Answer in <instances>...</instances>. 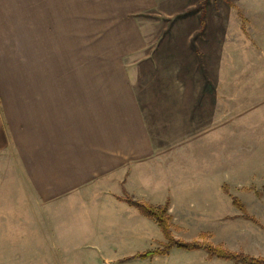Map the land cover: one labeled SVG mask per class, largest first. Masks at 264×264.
<instances>
[{
    "label": "crops",
    "instance_id": "obj_1",
    "mask_svg": "<svg viewBox=\"0 0 264 264\" xmlns=\"http://www.w3.org/2000/svg\"><path fill=\"white\" fill-rule=\"evenodd\" d=\"M200 1L0 0L2 216L20 194L39 222L49 204L71 201L87 213L91 250L149 239L153 220L118 198L169 202L171 215L185 166L161 155L182 150L161 144L150 123L173 105L189 120L194 106L202 110L207 67L222 72L231 34L211 21L203 34L189 11ZM230 1L251 15L260 10L256 0ZM174 48L188 63L160 65Z\"/></svg>",
    "mask_w": 264,
    "mask_h": 264
},
{
    "label": "rangeland",
    "instance_id": "obj_2",
    "mask_svg": "<svg viewBox=\"0 0 264 264\" xmlns=\"http://www.w3.org/2000/svg\"><path fill=\"white\" fill-rule=\"evenodd\" d=\"M256 1L260 10L253 15L230 0H201L197 6L189 7L190 18L202 23L204 29L211 21L212 28L222 24L231 32L220 61L222 72H217L218 67H207L202 88L204 106L201 111L194 106L196 112L190 120L188 116H176L173 111L178 107L173 105L169 114L158 116L159 122L150 124L161 144L182 150L161 155L185 166V180L177 184L173 194L175 237L191 241L210 233L215 244L264 257V229L237 219L240 213L223 190L226 187L246 204L249 213L264 227V0ZM251 3L248 6L254 5ZM229 6L235 8L231 16ZM239 13L245 20L246 32ZM179 35L182 42L185 32L181 30ZM164 50L167 51L165 44L159 48ZM173 52L175 56H161L160 65L183 67L186 59L178 49ZM194 61L199 63L190 59V63ZM201 61L210 63L208 59ZM214 61L219 64V60ZM189 164L192 168L188 171ZM16 199L14 210L5 212L12 218L0 214V264H233L208 260L205 251L189 253L178 249L167 257L123 262L159 247L164 237L156 223L149 221L153 224L150 230L145 229L151 231L149 239L144 236L136 245L106 244V249L91 250L87 213L72 210L78 203L49 204L46 218L43 216L39 222L34 213L31 215L33 204L24 202L23 194L16 195ZM0 202L8 208L7 199L1 196Z\"/></svg>",
    "mask_w": 264,
    "mask_h": 264
},
{
    "label": "trees",
    "instance_id": "obj_3",
    "mask_svg": "<svg viewBox=\"0 0 264 264\" xmlns=\"http://www.w3.org/2000/svg\"><path fill=\"white\" fill-rule=\"evenodd\" d=\"M239 16L243 21L242 30L246 32V27L244 26L245 20L241 13H239ZM223 190L224 193L230 197L233 207L241 213L243 219L264 229L258 219L249 213L246 204L238 197L231 195L226 187H224ZM118 199L136 208L144 217L155 221L164 237V241L159 243V247L155 250L137 253L123 259V262H129L131 260L148 261L158 257H167L173 250L178 249L189 253L205 251L208 260L218 259L224 262H232L233 264H264V257H255L244 252L232 251L224 245L213 243V235L210 233H202L199 238L191 241L176 238L172 230L173 218L169 213V202L162 206H153L146 202L136 200L127 193Z\"/></svg>",
    "mask_w": 264,
    "mask_h": 264
}]
</instances>
